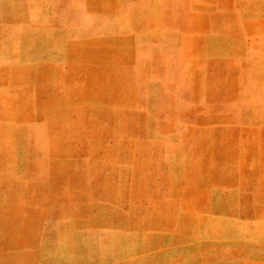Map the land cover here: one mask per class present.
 Wrapping results in <instances>:
<instances>
[{"label":"rangeland","instance_id":"obj_1","mask_svg":"<svg viewBox=\"0 0 264 264\" xmlns=\"http://www.w3.org/2000/svg\"><path fill=\"white\" fill-rule=\"evenodd\" d=\"M0 264H264V0H0Z\"/></svg>","mask_w":264,"mask_h":264},{"label":"crops","instance_id":"obj_2","mask_svg":"<svg viewBox=\"0 0 264 264\" xmlns=\"http://www.w3.org/2000/svg\"><path fill=\"white\" fill-rule=\"evenodd\" d=\"M123 39V34L116 33L114 31H96L91 35H80L75 36L72 40V44L74 47L70 48V44H65V47L61 46V52L58 59H53L51 62H45V64L51 67H59L65 68V73H70L72 68H74V75L79 78L75 79V82L83 83L88 81H93L92 79H88V74L93 75L95 73L94 68L102 69L106 71V75L110 76L108 79H103L106 82H121L123 78V74L128 76H133L132 67L133 62L131 61V49L127 45L124 48L122 43L119 41ZM86 47H90L89 49L83 50V45ZM151 45H149L150 47ZM83 48V49H82ZM147 43H142L140 45V52L142 56L139 59V71H141V81L147 82V68L151 66V64H147V53H153L152 50H147ZM91 53L90 57H85L87 51ZM57 51V50H56ZM54 51V52H56ZM85 54V55H84ZM47 61V60H46ZM149 65V66H148ZM93 66L91 70H84V67ZM72 67V68H71ZM100 72V71H99ZM97 73V71H96ZM113 76V78H111ZM127 77V76H126ZM128 81H133L132 77ZM140 81V78H139Z\"/></svg>","mask_w":264,"mask_h":264}]
</instances>
